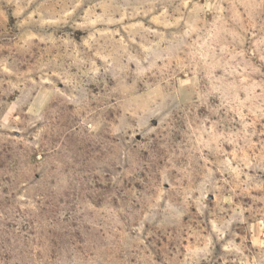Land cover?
Masks as SVG:
<instances>
[{
    "label": "rangeland",
    "instance_id": "1",
    "mask_svg": "<svg viewBox=\"0 0 264 264\" xmlns=\"http://www.w3.org/2000/svg\"><path fill=\"white\" fill-rule=\"evenodd\" d=\"M0 264H264V0H0Z\"/></svg>",
    "mask_w": 264,
    "mask_h": 264
}]
</instances>
